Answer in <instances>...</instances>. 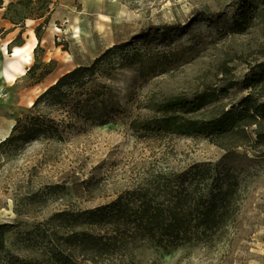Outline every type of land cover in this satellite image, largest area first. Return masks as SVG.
<instances>
[{
  "label": "rangeland",
  "instance_id": "rangeland-1",
  "mask_svg": "<svg viewBox=\"0 0 264 264\" xmlns=\"http://www.w3.org/2000/svg\"><path fill=\"white\" fill-rule=\"evenodd\" d=\"M246 1L0 0V44H9L4 62L14 46L34 35L40 40L27 74L1 90L0 136L18 134L19 120L34 115L55 134L0 145V224L7 226L0 264H52L50 249L64 230L55 214L94 208L156 171L199 161L229 169L239 182L224 236L212 246L170 251L140 245L128 264H264V152H228L201 136H142L130 124L152 115L153 101L219 82L224 66L242 78L264 61V17L243 30L235 25ZM138 34L147 40L137 38L129 49L142 52L139 60L98 75L65 106L29 104L56 76ZM246 93L237 87L222 102Z\"/></svg>",
  "mask_w": 264,
  "mask_h": 264
},
{
  "label": "trees",
  "instance_id": "trees-1",
  "mask_svg": "<svg viewBox=\"0 0 264 264\" xmlns=\"http://www.w3.org/2000/svg\"><path fill=\"white\" fill-rule=\"evenodd\" d=\"M255 17H264V0H247L240 6L234 20L237 29L243 30ZM141 37L147 40L146 35L138 34L115 43L90 65H78L61 75L32 107L37 108L41 102L65 106L70 97L96 83L98 75L139 60L142 52L129 48ZM222 69L224 77L215 84H206L201 91L153 101V114L133 119L132 129L149 137L201 136L228 152L241 147L264 152V61L242 78L230 75L226 66ZM237 87L247 89V93L236 102L224 104L222 100ZM19 124V133L12 132L0 145L55 135L48 121L39 115L19 120ZM238 186L229 169L212 162H194L175 172L156 171L107 203L55 214L52 218L60 219L59 227L64 230L52 244L50 261L128 264L133 250L140 245L168 251L182 246H212L224 236L235 216ZM6 228L0 224V249Z\"/></svg>",
  "mask_w": 264,
  "mask_h": 264
},
{
  "label": "bare ground",
  "instance_id": "bare-ground-1",
  "mask_svg": "<svg viewBox=\"0 0 264 264\" xmlns=\"http://www.w3.org/2000/svg\"><path fill=\"white\" fill-rule=\"evenodd\" d=\"M8 43L5 45L0 44V93L4 88V85L7 81L15 82L19 76L27 74V65L31 63L32 60V52L40 45V40L37 36H33V41L31 43L26 44L25 46H14L12 49L11 59L9 61L4 62V51L8 49ZM66 65H72V60L70 55L67 56L65 62ZM59 78L56 76L52 84H54ZM50 85L45 84L39 89L41 90L39 94L43 93ZM35 102L34 99L29 100V104L33 105ZM12 133L10 129L7 133L0 136V140H4L8 138Z\"/></svg>",
  "mask_w": 264,
  "mask_h": 264
}]
</instances>
